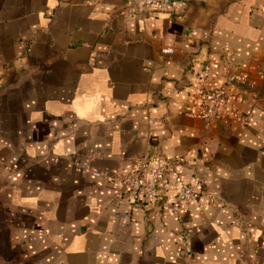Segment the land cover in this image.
Returning <instances> with one entry per match:
<instances>
[{"label":"crops","instance_id":"crops-1","mask_svg":"<svg viewBox=\"0 0 264 264\" xmlns=\"http://www.w3.org/2000/svg\"><path fill=\"white\" fill-rule=\"evenodd\" d=\"M142 4L0 0L9 264H264V0L129 15ZM205 66L213 88L235 73L253 85L233 87L211 125ZM156 155L204 185L180 216L172 186L135 205L92 172L129 174Z\"/></svg>","mask_w":264,"mask_h":264},{"label":"built area","instance_id":"built-area-1","mask_svg":"<svg viewBox=\"0 0 264 264\" xmlns=\"http://www.w3.org/2000/svg\"><path fill=\"white\" fill-rule=\"evenodd\" d=\"M180 0H143L140 7H132L128 13L130 16L137 15L143 11L151 10L168 5L171 9ZM164 54H173V51L163 50ZM229 56V55H227ZM204 73L199 82L201 102V119L206 125H211L222 118L224 107L228 99L233 95V87L243 84L252 88V83L246 75L229 74L223 86L211 87L208 76L211 72L208 66L203 69ZM242 125L245 119L239 120ZM176 162L170 161L156 155L154 157H143L134 165L129 174L110 173L108 171L94 170V176L102 178L108 183L114 184L120 190L119 197H127L135 205L151 204L157 199L158 194L164 188L172 186L175 191V200L172 203L171 211L175 215H182L200 196L205 195L202 182H192L186 176L176 172ZM174 178L169 180L171 174ZM167 186V187H166ZM211 199V197H208ZM129 219L128 217H126ZM180 243L185 247V256L191 257V250L186 246L183 239Z\"/></svg>","mask_w":264,"mask_h":264},{"label":"rangeland","instance_id":"rangeland-1","mask_svg":"<svg viewBox=\"0 0 264 264\" xmlns=\"http://www.w3.org/2000/svg\"><path fill=\"white\" fill-rule=\"evenodd\" d=\"M7 214L3 196L0 195V264H9L14 255V244L11 238L12 228L9 225Z\"/></svg>","mask_w":264,"mask_h":264}]
</instances>
